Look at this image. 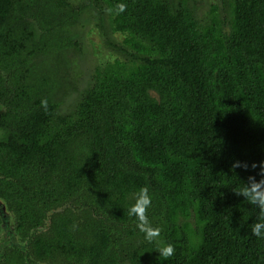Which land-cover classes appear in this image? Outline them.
I'll return each instance as SVG.
<instances>
[{"label": "trees", "instance_id": "obj_1", "mask_svg": "<svg viewBox=\"0 0 264 264\" xmlns=\"http://www.w3.org/2000/svg\"><path fill=\"white\" fill-rule=\"evenodd\" d=\"M76 1L0 0V193L26 197L19 232L41 231L32 256L264 264V239L250 232L259 210L235 192L264 179V0H223L225 16L212 3L203 19V0ZM81 13L118 57L96 65L64 106L58 91L69 50L81 49L70 33ZM141 187L162 228L153 242L128 214ZM165 242L175 247L167 260L157 252ZM8 251L11 264L25 263Z\"/></svg>", "mask_w": 264, "mask_h": 264}, {"label": "clouds", "instance_id": "obj_2", "mask_svg": "<svg viewBox=\"0 0 264 264\" xmlns=\"http://www.w3.org/2000/svg\"><path fill=\"white\" fill-rule=\"evenodd\" d=\"M117 13H122L126 10V5L121 3L117 5ZM111 11V10H109ZM43 107H47V101L42 100ZM232 168L248 169L249 165L246 162L235 160L232 163ZM253 169L257 167L255 163L251 165ZM260 175L264 177V162H261ZM238 195H242L251 205H254L259 210V216L256 221L251 225V235L264 239V179L257 181L255 177L250 176L248 183L243 185L240 191H235ZM152 204V197L146 187H141L133 193V202L128 208L129 216L135 217L137 220V228L144 234V239L148 242H153L161 236L162 228L153 226L149 220L147 212ZM160 256L165 260L170 258L175 253V247L171 243H163L158 251Z\"/></svg>", "mask_w": 264, "mask_h": 264}, {"label": "rangeland", "instance_id": "obj_3", "mask_svg": "<svg viewBox=\"0 0 264 264\" xmlns=\"http://www.w3.org/2000/svg\"><path fill=\"white\" fill-rule=\"evenodd\" d=\"M208 3L209 2H207V0H204V2L198 5L201 19L205 17L204 13L208 10V7H206L208 6ZM203 5L204 9L200 8ZM89 26L92 28L93 25L88 22L83 13L80 14L79 21L72 26L73 30L76 29L75 38L78 37L77 28L82 29V38L79 39L81 49L78 52L72 48L71 51L69 50L66 57L68 68L65 72L64 82L61 83L60 86L62 90L58 91V93L63 96L62 101L64 106L69 105L74 100L76 92L88 84L96 65L103 64L108 61H114L118 57V54L113 51L112 48H106L102 44L103 40L98 41L94 35L89 34ZM117 37L119 40L123 38L122 35ZM69 83L73 86L70 92H68Z\"/></svg>", "mask_w": 264, "mask_h": 264}, {"label": "flooded vegetation", "instance_id": "obj_4", "mask_svg": "<svg viewBox=\"0 0 264 264\" xmlns=\"http://www.w3.org/2000/svg\"><path fill=\"white\" fill-rule=\"evenodd\" d=\"M74 4H77L78 2L76 0H73ZM204 2V0L202 1ZM201 2V3H202ZM208 3V11L210 10V5L212 3H215L219 7L220 14L225 16L224 11V4L223 0H207ZM200 8L204 9V5ZM94 27V26H93ZM91 28L89 26L88 30ZM72 33L73 30L72 27H70ZM80 33L81 37H78L77 39L82 38V32L77 30ZM74 48V46H73ZM58 99L62 101L63 96L58 94ZM3 131L0 130V137L2 135ZM12 196V197H10ZM26 197H19L18 192H16L14 189L8 188L5 194L0 193V264H11L10 261H7L6 253H8L10 248H16L19 251L23 252L27 259L25 260L24 264H43L41 260L35 259L31 254V244L30 240L32 239V234H39L41 231L36 230V228L32 230H28V234L26 236H23V232H19L20 225L22 224V220L20 219V214H17L16 210V204L19 200L25 199ZM49 222V220H44V222ZM44 264H50L48 262H45Z\"/></svg>", "mask_w": 264, "mask_h": 264}]
</instances>
